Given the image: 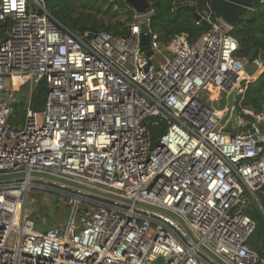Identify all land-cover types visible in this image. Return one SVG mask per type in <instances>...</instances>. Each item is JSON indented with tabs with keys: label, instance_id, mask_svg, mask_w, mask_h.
Instances as JSON below:
<instances>
[{
	"label": "built area",
	"instance_id": "built-area-1",
	"mask_svg": "<svg viewBox=\"0 0 264 264\" xmlns=\"http://www.w3.org/2000/svg\"><path fill=\"white\" fill-rule=\"evenodd\" d=\"M146 9L134 11L127 36H113L69 30L45 0H0V21L11 22L0 39V174L42 172L170 210L197 242L169 214L100 196L79 225L76 199L66 225L39 231L25 207L43 180L27 175L0 181V264H217L199 244L226 264H264L248 243L256 221L247 213L264 186V108L233 112L264 58L238 57L232 27L209 6L197 11L210 27L194 43L177 35L162 45ZM40 80L44 107L27 105L23 124L10 126L16 92ZM161 123L153 144L149 126Z\"/></svg>",
	"mask_w": 264,
	"mask_h": 264
},
{
	"label": "trees",
	"instance_id": "trees-1",
	"mask_svg": "<svg viewBox=\"0 0 264 264\" xmlns=\"http://www.w3.org/2000/svg\"><path fill=\"white\" fill-rule=\"evenodd\" d=\"M210 0H147L146 10L151 8V29L158 35L162 45H167L177 35H184L194 43L204 33L201 25L195 23L187 4L194 5L198 12L209 6ZM125 11V19L116 18L117 10ZM50 14L63 26L75 33L93 34L105 31L113 36H127L129 23L133 21L134 10L126 0H45ZM254 10H246L240 21L230 30L237 42L236 55L248 61L261 56L264 58V1L253 6ZM10 21H0V39L10 27ZM47 96L46 83L40 80L29 94L16 96L12 102V111L7 122L12 127L23 124L25 109L29 105L39 110L44 107ZM242 104L255 113L264 108V70L255 80L247 84ZM152 143L165 131V124L158 127L149 126ZM92 198L95 196L90 195ZM257 202L247 209L256 221L253 234L249 237V245L264 257V186L256 192Z\"/></svg>",
	"mask_w": 264,
	"mask_h": 264
},
{
	"label": "water",
	"instance_id": "water-1",
	"mask_svg": "<svg viewBox=\"0 0 264 264\" xmlns=\"http://www.w3.org/2000/svg\"><path fill=\"white\" fill-rule=\"evenodd\" d=\"M129 7L133 9L136 13L141 14L145 11V9L148 7V2L147 0H126ZM264 0H210L209 1V8L212 11L213 15L216 17H219L222 21H224L227 25L230 27H234L241 19L242 14L248 10L250 7L256 5L258 2H261ZM186 8L192 12V16L195 20H200V25L204 31H207L210 27L209 23L201 19L199 13L197 12L196 8L194 5L187 4ZM140 31H141V51L144 53L145 56L149 57L152 55V50L149 46V40L150 36L148 34V28L145 24H141L140 26ZM257 68L254 65H247L245 67V72L248 75H252L255 73ZM232 97L233 93H230L227 95L226 98V110L223 115V117L220 120V123L218 124V128L221 125H224L226 121L230 118L231 115V107H232ZM253 130H250V133H252ZM262 133H264V128L262 129ZM259 144L264 145V139L263 141H259ZM29 176L32 178L40 179V180H45V181H55L61 184H64L65 186L77 189L82 192L89 193L90 195L94 196H100L104 197L107 199H113V200H118L127 204H134L136 206L144 207L146 209H151L155 211H159L162 213L169 214L173 217H175L182 228L185 230V232L189 235V237L192 238L195 242H197V239L194 237L193 233L191 230L188 228L186 225L185 221L176 213L158 207L154 206L151 204H146L142 202H132L131 200H127L119 195L111 194L109 192H103L101 190H98L96 188H92L77 182H74L72 180H67L58 176L50 175V174H45L42 172H37L33 171L30 172L29 174H26L24 172H19V173H6V174H0V181L2 180H8V179H13V178H24L25 176ZM199 249L203 251L208 257H210L214 262L217 264H226L222 259H220L216 254H214L211 250H209L205 245L199 244L198 245ZM157 264L161 263V258H158L156 260Z\"/></svg>",
	"mask_w": 264,
	"mask_h": 264
},
{
	"label": "rangeland",
	"instance_id": "rangeland-1",
	"mask_svg": "<svg viewBox=\"0 0 264 264\" xmlns=\"http://www.w3.org/2000/svg\"><path fill=\"white\" fill-rule=\"evenodd\" d=\"M116 8V5H114L113 9ZM116 10L118 12L116 18L120 20L125 19V11L118 9ZM158 55L159 54L156 53L155 58H159ZM152 61L154 62L155 66H157L155 61ZM31 91L30 85L24 84L16 92L15 96H19L21 94L26 95ZM235 97L239 99L241 96L236 95ZM214 105L217 108L223 107V105L219 102H215ZM241 108L249 107L244 106L241 102L240 105L235 106L233 111L234 115H237ZM229 125L234 127L236 124L234 120H231ZM262 125L264 126V123H262ZM36 183L39 184L36 185ZM36 183L29 190L26 196L25 216L26 219L32 220L34 222L35 228L39 231L59 225H66L75 208L74 205L76 199H79L80 202L78 203L77 212L75 215V224L79 225L81 212H83L88 207H92L95 203L89 193L78 191L77 189L68 186L52 184L50 182L47 183L45 180Z\"/></svg>",
	"mask_w": 264,
	"mask_h": 264
},
{
	"label": "bare ground",
	"instance_id": "bare-ground-1",
	"mask_svg": "<svg viewBox=\"0 0 264 264\" xmlns=\"http://www.w3.org/2000/svg\"><path fill=\"white\" fill-rule=\"evenodd\" d=\"M35 196V195H34ZM32 201V200H31ZM40 202V201H39Z\"/></svg>",
	"mask_w": 264,
	"mask_h": 264
},
{
	"label": "flooded vegetation",
	"instance_id": "flooded-vegetation-1",
	"mask_svg": "<svg viewBox=\"0 0 264 264\" xmlns=\"http://www.w3.org/2000/svg\"><path fill=\"white\" fill-rule=\"evenodd\" d=\"M263 127V125H261Z\"/></svg>",
	"mask_w": 264,
	"mask_h": 264
},
{
	"label": "crops",
	"instance_id": "crops-1",
	"mask_svg": "<svg viewBox=\"0 0 264 264\" xmlns=\"http://www.w3.org/2000/svg\"><path fill=\"white\" fill-rule=\"evenodd\" d=\"M249 10V9H248Z\"/></svg>",
	"mask_w": 264,
	"mask_h": 264
}]
</instances>
